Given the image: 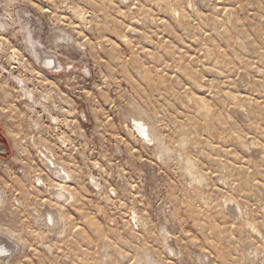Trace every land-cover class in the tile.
<instances>
[{"label": "rangeland", "instance_id": "374dc122", "mask_svg": "<svg viewBox=\"0 0 264 264\" xmlns=\"http://www.w3.org/2000/svg\"><path fill=\"white\" fill-rule=\"evenodd\" d=\"M0 47V264H264V0H0Z\"/></svg>", "mask_w": 264, "mask_h": 264}, {"label": "bare ground", "instance_id": "6f19581e", "mask_svg": "<svg viewBox=\"0 0 264 264\" xmlns=\"http://www.w3.org/2000/svg\"><path fill=\"white\" fill-rule=\"evenodd\" d=\"M0 49H1V47H0ZM35 50L38 52V57H39L38 61H39L41 67L51 68L52 71H56L62 65L60 61L55 59V56L52 55V53L46 52L42 48H39V46H36ZM10 53H11V55H9V57H8L7 66L2 64L3 72L4 71L6 72L7 69H11L10 70L11 72L9 74L14 76L15 82L18 84V87H19L18 90L20 91V95L21 96L23 95L25 97L24 100H26L27 107H29L33 113H36L37 112L36 110L39 108L44 109V107H46V104L44 102L38 100L34 94V90L31 87H28L29 83H30V79L28 77H26L25 75H24L25 76L24 77L23 74L20 73L21 69L16 66V65H20V67L22 68L23 71L29 70L28 69L29 64L27 63L26 59H24V56L22 55V53L15 48H12ZM12 54H13V56H12ZM21 58H22V61H21ZM65 68H66V66H65ZM17 72H19V74L16 75ZM2 91H4V90L2 89ZM41 95H43V97H46L47 99L52 98V99H56L59 101L58 96H56V94H54V93L53 94L52 93H45V94L41 93ZM54 106H56V105H54ZM53 110H55V109H53ZM37 115L42 116L41 113H37ZM49 116L51 117V121H53V123H55V125H57L56 121H59V118L55 117L53 115V113L49 114ZM39 123L40 122H37V120H35L34 124L36 125V127L38 129L41 127L40 126L41 124H39ZM136 124H137V128L141 131V133L148 136L147 132H145L143 130V128L140 126V122L136 121ZM142 126H144V125H142ZM41 130H42V128H41ZM41 155H43V157H44L43 159L45 160L48 169L50 168L51 172H53V176L56 175L55 177H58L57 180L59 181V184L56 185V183H55L54 184L55 186H51L50 190L55 192L54 196L56 198L59 197L58 199H60V200L61 199H68V196H70V195L72 196V193L68 190L69 188L64 182H66L67 177L70 175V173L68 172V170L65 168V166L63 164H61L57 160L51 158L49 155H46L45 153H41ZM46 164H45V166H46ZM60 181H61V183H60ZM45 212H46L45 214L47 215L46 216L47 220L50 219V221L54 227H59L61 225L59 222L60 219L58 220L59 215L55 209L51 208ZM3 239H4V237L0 236V240L3 241ZM5 252H4V250H2L0 248V254L1 255L5 254ZM8 252L9 251H7L6 253H8Z\"/></svg>", "mask_w": 264, "mask_h": 264}, {"label": "water", "instance_id": "95a60500", "mask_svg": "<svg viewBox=\"0 0 264 264\" xmlns=\"http://www.w3.org/2000/svg\"><path fill=\"white\" fill-rule=\"evenodd\" d=\"M8 150L3 146V143L0 142V154L6 155Z\"/></svg>", "mask_w": 264, "mask_h": 264}, {"label": "built area", "instance_id": "2783aa9c", "mask_svg": "<svg viewBox=\"0 0 264 264\" xmlns=\"http://www.w3.org/2000/svg\"><path fill=\"white\" fill-rule=\"evenodd\" d=\"M81 118H82V120H85L84 119V114L81 116ZM67 180H69V178H67ZM70 181V180H69ZM69 183V182H68ZM64 200V203H67V201L69 200V198L68 199H63Z\"/></svg>", "mask_w": 264, "mask_h": 264}]
</instances>
